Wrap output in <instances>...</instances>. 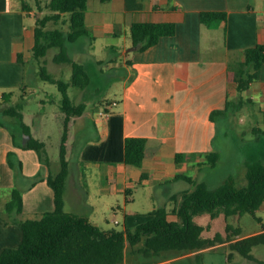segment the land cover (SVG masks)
Instances as JSON below:
<instances>
[{"label":"crops","instance_id":"obj_1","mask_svg":"<svg viewBox=\"0 0 264 264\" xmlns=\"http://www.w3.org/2000/svg\"><path fill=\"white\" fill-rule=\"evenodd\" d=\"M95 2L87 8L86 18H90L89 27L95 39L99 31H106L117 40L124 32L125 40L123 44L112 42L107 45L111 50L123 53L120 97L102 98L105 102L92 112L87 110L89 102L78 101L76 96L75 99L71 96L75 102H86L87 106L81 115L71 117L67 127L70 172L66 181L65 209L85 214L90 220L89 209V212L67 209V199L72 202L74 198L90 196L94 192L103 199L106 195L109 197L121 192L131 194L129 186L135 182L147 185L181 180L176 178L182 172H177L175 165L176 154L180 152L186 154L181 162L186 159L204 162L205 154L215 150L214 139L218 133V122L212 120L211 113L226 106L233 86L228 77L229 63L243 60L246 48L264 44V0ZM202 11H225L226 26L202 23ZM28 16H34V11L12 8L10 0H0V97L4 99V93L11 91L15 95L19 93L18 101H23L24 107L26 101L23 99H27L25 94L28 90L17 92L16 89L26 81L31 50L35 44V24H29ZM137 21L174 22L176 32L140 49L133 44L131 34L127 33ZM129 40L133 47L128 50ZM130 50L133 52L129 53ZM20 53L27 64L18 59ZM115 59L109 56L108 70L113 69ZM102 62L104 60H99V63ZM101 71L104 73L105 68ZM248 92L249 101L254 103L259 98L256 102L263 105L261 110L264 111V63L259 78L251 83ZM21 94L23 97H20ZM14 96L0 101V115L3 116L5 106L17 102ZM102 108L109 110L110 115H100ZM23 114L25 120L24 108ZM9 117L16 120L6 121L0 116V252L6 247L19 245L23 238L20 222L6 221L2 217L14 187L18 186L23 191V217L55 208L54 192L46 180L50 167H45L35 149L22 146L27 136L22 132L20 121ZM64 118L60 109L58 155ZM32 130L36 136L33 127ZM129 136L147 138L148 154L139 166L127 164L121 159L125 139ZM9 152L14 153L15 160L22 161L24 177H16L8 161ZM96 167L102 172L103 182L101 187L94 189L90 185L93 176L89 173H98ZM39 172L42 178L32 185L31 178ZM183 190L170 193L169 198ZM89 206L93 208V204L89 203ZM170 217L175 219L173 214ZM229 243L224 241L200 250L170 254L162 260H145L128 250L120 264H198L199 253L202 264H232L240 257L236 254L228 262Z\"/></svg>","mask_w":264,"mask_h":264},{"label":"trees","instance_id":"obj_2","mask_svg":"<svg viewBox=\"0 0 264 264\" xmlns=\"http://www.w3.org/2000/svg\"><path fill=\"white\" fill-rule=\"evenodd\" d=\"M90 0H49L45 7L36 0L38 10L34 11L29 0H10L12 8L23 11H34L36 19L34 26L35 44L31 50V61L38 65L37 75L46 81L55 83L62 92L61 111L64 113V128L59 151L60 169H51L46 177L54 192L55 208L46 211L40 217H23V191L20 187L13 188L7 201L2 217L20 222L23 238L19 245L6 247L0 252V264H120L125 260L126 252L140 255L145 260H162L170 254L195 251L219 242L230 241L227 260L236 254L244 258L264 264L252 252L254 246L264 244V223L262 230L243 236L241 227L234 226L229 218L241 216L243 213L256 215V211L264 205V159L245 160L246 184L238 186L232 175L216 187L210 186L204 180H197L192 175L178 173L176 178L185 179L194 188L183 190L170 196L174 203L171 209L167 205L160 206L149 212V218L139 222L134 229L127 226L124 229H103L92 222L87 215L65 209L66 181L70 172L67 158V127L72 116L81 115L86 109V102H75L69 87L87 88L92 82V76L84 62L75 59L69 49V44L82 36L95 39L92 29L87 25V8ZM67 16V17H66ZM202 23L226 26L225 11H202ZM53 23L54 27H48ZM67 24V27L65 26ZM133 44L140 49L149 47L159 41L162 36L173 35L176 32L174 22L137 21L131 25ZM52 48H57L53 60L57 63H68L72 74L68 81L55 78L47 68V55ZM243 60L230 62L228 77L234 83L236 90L243 92L249 89L251 83L259 78L264 63V44L246 48ZM18 59L24 64L22 53ZM27 78V77H26ZM26 81L20 89L26 91ZM14 91L4 93V99L10 100ZM23 94H21L20 97ZM243 99H231L229 91L226 106L215 109L211 113L212 120L218 122L220 117L228 116L230 111L242 107ZM24 102L10 103L3 108L5 115L16 117L20 121L22 132L27 136L24 148L35 149L40 159L50 167L47 156V143L34 135L31 124L24 120ZM261 138V137H260ZM121 159L127 164L141 165L148 154L147 138L139 136L126 137ZM14 153H8V161L15 170L16 177L23 175V163L13 158ZM186 156L176 154V162ZM206 163L215 166L220 158L218 150L205 154ZM24 177V175H23ZM42 178L41 172L31 178L33 185ZM207 213L210 220L220 215L226 217L225 233L216 232L206 235L207 225L198 222L195 217ZM173 214L175 219L171 218ZM261 221V218L258 217ZM198 264H202L200 253L197 254Z\"/></svg>","mask_w":264,"mask_h":264},{"label":"rangeland","instance_id":"obj_3","mask_svg":"<svg viewBox=\"0 0 264 264\" xmlns=\"http://www.w3.org/2000/svg\"><path fill=\"white\" fill-rule=\"evenodd\" d=\"M48 1L41 0L40 5L44 9L42 13L48 11L45 7ZM95 1L97 0H90L88 7L91 8L92 3H96ZM29 2L34 11L39 9L36 0H29ZM89 19H87L88 26L91 24ZM27 21L29 24L34 25L36 19L34 16H28ZM54 26L53 23L48 25V27ZM65 26L67 27V24ZM127 33L130 35V30ZM124 36L125 33L121 32L117 40L109 36L106 31H99L95 40H92L89 36H82L77 41L69 44L71 55L75 59L84 62L92 76V82L87 88L81 89L76 86H70L69 93L74 99V96H76L78 101L89 102L87 106L89 111H95L99 104L101 105L102 102H105L102 98L113 99L120 97L122 88L120 76L124 74L122 68L123 53L111 50L107 45L112 42L123 44ZM129 42L128 50L133 47L131 40ZM57 51V48H52L47 55L48 71L55 78H62L68 81L72 74V67L68 63H57L53 60ZM128 52L132 53L133 51L130 50ZM109 56L110 58H116L115 62L112 63L113 69L111 71L108 70ZM99 60H104V62L99 63ZM38 68L36 61L29 60L25 85L26 91L28 90L25 94L27 99H23L26 101L24 107L25 121L34 128L36 136H39L47 143L46 148L48 150L47 156H49L50 169L53 172H57L60 169L58 111L61 109L62 92L55 83L41 79L37 75ZM102 68H105L104 73L101 71ZM16 91L22 92V89L17 88ZM249 94L248 89L243 92L237 91L233 83L231 99L236 101L243 99L242 107L236 111H230L228 116L220 117L218 120V133L214 139V149L220 152L218 163L215 166H211L205 162L206 157L204 162L201 163L186 159L187 161L184 160L175 164L177 172L192 175L197 180H204L212 187L222 184L230 175L234 177L238 186L246 184L245 160L264 159V111L261 110L263 105L256 102L259 101V98L254 103L250 102ZM18 99H20L19 93L14 96L15 101H18ZM0 101L4 102L5 99L0 97ZM0 116L6 121H9V119L16 120L4 114ZM96 170L98 173L93 175L89 173V176H93V178H90V185L94 189L101 187L103 182L101 170L97 167ZM129 187L132 190L131 194L121 192L119 195H109V197L106 195L103 199L95 192L90 196L83 195L78 197V199H75L73 194L71 195L70 193L72 199H74L72 202L69 198L67 199L66 208L90 211L91 220L96 221L103 229H124L126 226L134 229L139 222L145 221L150 217L149 212L153 209L163 205H167L168 209H171L174 203L169 200L170 193L183 189H192L194 185L185 179H181L165 184L155 182L143 185L135 182ZM126 197H131L132 199L127 200ZM89 203L93 204V208L89 206ZM42 214L43 212L32 213L27 215V217H40ZM258 217L261 218V221ZM195 219L208 226L206 234L225 233L224 226L227 219L223 215L212 220V222L206 213L197 215ZM229 221L234 226L241 227L242 235L252 234L262 229L264 205L256 211V215L246 212L241 216L230 217ZM252 252L259 259L264 260V244L254 246ZM238 255L240 258L236 259L232 264H259L244 258L241 254Z\"/></svg>","mask_w":264,"mask_h":264},{"label":"built area","instance_id":"obj_4","mask_svg":"<svg viewBox=\"0 0 264 264\" xmlns=\"http://www.w3.org/2000/svg\"><path fill=\"white\" fill-rule=\"evenodd\" d=\"M99 114L102 115V116H109L110 115V111L107 110V109L102 108V109L99 110Z\"/></svg>","mask_w":264,"mask_h":264}]
</instances>
